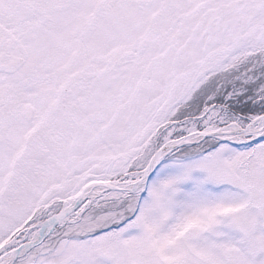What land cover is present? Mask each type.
<instances>
[{"label":"snow or ice","instance_id":"obj_1","mask_svg":"<svg viewBox=\"0 0 264 264\" xmlns=\"http://www.w3.org/2000/svg\"><path fill=\"white\" fill-rule=\"evenodd\" d=\"M0 264H264V0H0Z\"/></svg>","mask_w":264,"mask_h":264}]
</instances>
